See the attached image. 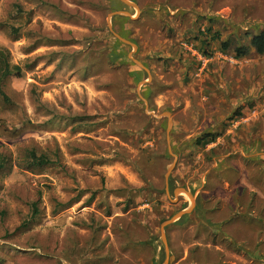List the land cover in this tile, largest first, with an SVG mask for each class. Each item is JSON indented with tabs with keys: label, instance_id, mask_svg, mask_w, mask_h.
Wrapping results in <instances>:
<instances>
[{
	"label": "rangeland",
	"instance_id": "374dc122",
	"mask_svg": "<svg viewBox=\"0 0 264 264\" xmlns=\"http://www.w3.org/2000/svg\"><path fill=\"white\" fill-rule=\"evenodd\" d=\"M129 1L0 2V264H164L181 188L170 264H264V0Z\"/></svg>",
	"mask_w": 264,
	"mask_h": 264
},
{
	"label": "trees",
	"instance_id": "16d2710c",
	"mask_svg": "<svg viewBox=\"0 0 264 264\" xmlns=\"http://www.w3.org/2000/svg\"><path fill=\"white\" fill-rule=\"evenodd\" d=\"M51 5L60 14L65 13L63 7H60L57 4H51ZM71 20H73V18H71ZM9 28L11 33L14 35L16 34L19 35L20 33H22V28H19L15 25H10ZM35 47L36 46L34 45L32 46L31 49H34ZM230 47H231L230 42L224 43V49H230ZM252 50H254L258 54H264V31H261L259 34L250 37L249 45L237 47L235 49L236 57L240 58V57L248 56ZM108 57L111 58V60H113V54L112 55L109 54ZM30 66L31 64H27L24 67L23 65H19V64H12L10 61V52L3 48L0 49V96L2 97L5 103H13V102L9 94H7L4 90V81L10 80L12 78H18V79L23 78L25 69ZM36 102L38 105L41 103V101L39 100L38 101L36 100ZM75 129L78 128L75 127ZM208 139H211L210 141L213 142L215 137L213 134H207L203 136L200 139V141H202L205 144H208L210 142L207 141ZM26 158H27V164L21 166L22 168H27L30 170H38V169L42 170L47 167H57L61 169L63 168L65 171L66 170L68 171V168L66 166H62L59 156H57L56 154L54 156H51V154L48 151H40L36 148H32L27 150ZM10 161H11L10 155L6 154L5 152L0 153V172L12 167L10 165ZM79 197L80 195L77 196L75 199L71 200L70 202L63 204V206H67L70 204L72 205L77 201L78 202L81 201ZM39 201L40 200H38V202ZM38 202L32 204V213L34 216L38 215L39 213Z\"/></svg>",
	"mask_w": 264,
	"mask_h": 264
},
{
	"label": "water",
	"instance_id": "95a60500",
	"mask_svg": "<svg viewBox=\"0 0 264 264\" xmlns=\"http://www.w3.org/2000/svg\"><path fill=\"white\" fill-rule=\"evenodd\" d=\"M120 1L123 2V3H125V4H128V5H130V6H133V7H136V8L138 7L135 3H133V2H131V1H129V0H120ZM119 15H128V16H130V14L127 13V12H119V11H118V12H114V13H112V14L109 16V26H110V29H111V30H112V24H111V22H110L111 18L114 17V16H119ZM114 36H115L116 38H118L120 41H122V42H124V43H126V44L131 45V46L134 47V45H133L131 42H129L128 40L122 38L120 35L114 33ZM134 48H135V47H134ZM170 151H171V149H170ZM173 168H174V165L171 166V167L169 168V171H168V174H167V177H166L167 185H168V179H169V177H170V174H171ZM181 193H185V194H187V195L190 197V199H191V204H190L189 208H187L186 210L180 211V212L177 213L175 216H173L170 220H168V221H166V222H164V223L162 224V227H161V230H162V238H163L164 243H165V245H166V252H167V259H166V261H165L164 264H170V263L174 262V260H175V258H174L173 256H170V250H169V247H168V243H167V239H166V233H165V229H166V227H168V226L174 224L176 221L180 220V219L183 218L185 215L190 214V213L193 211V209H194V204H195V203H194V198H193V196H192L190 193H188L186 190L182 189V188H181V189H177V190L175 191V196H178V195L181 194Z\"/></svg>",
	"mask_w": 264,
	"mask_h": 264
},
{
	"label": "crops",
	"instance_id": "0c3cea01",
	"mask_svg": "<svg viewBox=\"0 0 264 264\" xmlns=\"http://www.w3.org/2000/svg\"><path fill=\"white\" fill-rule=\"evenodd\" d=\"M114 54H115V52H114ZM116 55V54H115Z\"/></svg>",
	"mask_w": 264,
	"mask_h": 264
}]
</instances>
